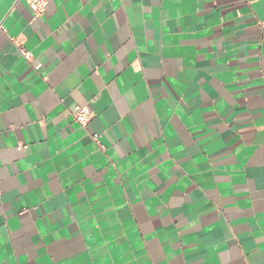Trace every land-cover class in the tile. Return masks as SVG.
<instances>
[{"label":"crops","instance_id":"crops-1","mask_svg":"<svg viewBox=\"0 0 264 264\" xmlns=\"http://www.w3.org/2000/svg\"><path fill=\"white\" fill-rule=\"evenodd\" d=\"M44 1L0 0V264H264V0Z\"/></svg>","mask_w":264,"mask_h":264},{"label":"built area","instance_id":"built-area-1","mask_svg":"<svg viewBox=\"0 0 264 264\" xmlns=\"http://www.w3.org/2000/svg\"><path fill=\"white\" fill-rule=\"evenodd\" d=\"M45 4L44 0H31V7L36 17L42 11L43 5ZM22 55L25 59H29V55L26 52H22ZM87 111L78 106L74 107L72 117L73 120L79 125H84Z\"/></svg>","mask_w":264,"mask_h":264}]
</instances>
